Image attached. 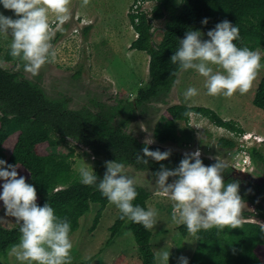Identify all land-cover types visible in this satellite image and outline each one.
I'll list each match as a JSON object with an SVG mask.
<instances>
[{
  "label": "trees",
  "instance_id": "1",
  "mask_svg": "<svg viewBox=\"0 0 264 264\" xmlns=\"http://www.w3.org/2000/svg\"><path fill=\"white\" fill-rule=\"evenodd\" d=\"M147 1L151 0H135L136 6L133 5L128 13L130 24L136 32V38L129 47L148 55V82L145 87L138 88L133 102L119 98L106 110L99 99L93 98L91 102L97 107L95 111L85 107L69 110L65 98L51 99L37 83L25 78L18 70L0 64V148L8 153L6 162L16 164L17 171L22 170L26 175V182L35 186L37 203L42 205L47 201L57 216L70 222V236L79 228L81 218L89 213L90 205L97 204L98 209L90 227V231H93L109 202L94 187L79 182L78 173L74 172L70 161L74 154L72 149L68 154L61 155L49 151L44 153L40 147H56L66 138L72 139L95 156L92 159L93 169L98 178L103 176L102 158L106 161L117 159L125 166L149 170L152 174L159 170L161 164L174 168L183 158V155L174 152H170L169 157L162 161L149 158L148 165L138 163L137 153L143 155L141 149L145 143L139 142L124 128L136 111L145 112L147 103L167 94L175 83L181 71L171 63L170 56L179 46V38L189 29L206 32L215 23L227 19L239 28L240 39L234 41L238 47L246 46L252 50L264 47V0H180L178 5L172 0H153L149 12L143 6ZM9 12L11 15V10ZM204 17L208 18L206 25L200 23ZM162 18L165 21L161 39L155 43L152 22ZM85 28L89 30L90 26ZM3 61L22 70L18 61L9 55L8 49ZM80 73V70L76 71L77 78ZM252 103L264 111V77L257 85ZM189 111L235 136L244 133L232 120H224L209 107L177 103L166 108L162 126L154 130V137L161 143L176 141L177 124L189 123L185 115ZM117 113L124 115V118L118 126L113 127L111 121ZM147 146L153 150L160 149L149 144ZM217 146L233 153L239 149L232 138H220ZM248 152L253 161L264 163V154L256 147L248 148ZM201 159L205 165L215 162ZM226 170L227 167L224 173ZM136 191L138 195L133 203L147 209L146 202L150 195L139 186H136ZM241 191L243 197L249 199V194L242 188ZM125 222L129 221L120 219L118 215L109 227L106 244L118 234ZM177 228L181 237L189 234L184 225ZM18 229L17 223L12 228L0 225V258H7L12 246L19 242ZM129 229L138 247L140 264H157L151 244V230L131 222ZM263 261L264 232L255 223L240 222L236 228L225 226L222 230L212 228L200 231L195 236V247L188 264H263Z\"/></svg>",
  "mask_w": 264,
  "mask_h": 264
},
{
  "label": "clouds",
  "instance_id": "2",
  "mask_svg": "<svg viewBox=\"0 0 264 264\" xmlns=\"http://www.w3.org/2000/svg\"><path fill=\"white\" fill-rule=\"evenodd\" d=\"M83 2L86 4L87 0ZM69 3L70 0H0V8L12 13L5 15L0 11V34L10 36L9 55L32 76L54 60L51 41L55 32L63 31V25L70 19ZM49 13L54 14V22H50ZM200 23L206 25L208 18H202ZM239 39V28L227 19L215 23L206 32L189 29L179 38V46L170 61L182 72L193 70L203 77V87L209 96L244 94L261 67V53L246 46L238 47L234 41ZM198 92L196 87L189 86L182 96L187 102ZM185 115L189 126L201 127L195 122L196 114L189 111ZM151 142L148 140L141 149L143 155L137 153L138 163L148 165L149 158L162 161L169 157L170 150L150 149L147 144ZM104 163L102 178H98L92 166L79 167V182L98 190L118 209L120 219L126 218L145 230L153 229L158 212L154 207L146 209L133 203L138 193L125 164L117 159ZM226 167L218 159L205 165L200 150L196 149L185 153L176 167L161 164L153 172L159 192L171 202L173 223L184 225L193 236L202 230L240 226L239 184L235 181L225 184ZM170 177L173 179L169 180ZM0 206L2 216L14 218L19 225V242L10 249L17 264H73L70 222L57 216L47 201L39 205L35 186L18 173L16 164L7 163L3 158H0ZM261 231L264 232V226ZM169 255L168 250L161 251L158 264H169ZM179 264H188L187 257L181 256Z\"/></svg>",
  "mask_w": 264,
  "mask_h": 264
},
{
  "label": "rangeland",
  "instance_id": "3",
  "mask_svg": "<svg viewBox=\"0 0 264 264\" xmlns=\"http://www.w3.org/2000/svg\"><path fill=\"white\" fill-rule=\"evenodd\" d=\"M172 1L175 5L180 2ZM134 4L135 0H87L86 4L83 0H70V19L63 25V31L55 32L51 41L55 58L51 63H46L38 75L32 76L12 63L3 61L10 42V36L6 37L3 34H0V64L18 70L25 78L37 83L51 99L61 97L68 99L67 109L85 107L95 111L97 107L92 105L93 98L99 99L106 110L116 104L119 98L133 102L138 88L145 87L148 82V55L129 47L136 38V32L128 17ZM153 4V0L145 2L144 9L149 12ZM0 11L10 15L9 10L0 8ZM49 20L54 22V14L49 13ZM164 21L165 18L152 22L155 43L161 39ZM87 25L90 26L89 30L85 28ZM258 51L261 53V67L246 93L236 92L231 97L209 96L203 87V77L193 70L181 71L168 93L147 104L145 112L136 111L124 130L140 139H151L152 129L162 126L166 108L172 104L182 103L209 107L224 120H232L241 127L243 134L253 133L264 138V111L252 103L257 85L264 77V47H260ZM77 70L81 71L78 78ZM189 86L196 87L199 92L186 102L182 93ZM123 118L124 115L117 113L111 122L119 123ZM195 122L201 124V127L178 123L176 141L172 143L187 149L188 146L198 144L205 152L225 153L228 156L231 152L221 150L217 146L219 139L232 138L240 142V136L215 126L203 117L196 116ZM261 140L248 142L244 140L243 143L247 148L256 147L264 154V140L262 142ZM70 149L74 153L70 158L74 172L78 173L77 170L81 166L93 168L90 150L70 138H66L56 147L49 145L40 147L44 153L49 151L61 155L68 154ZM7 157V151L0 148V158L6 161ZM104 171L105 167L103 173ZM126 172L130 175L129 171ZM18 173L26 178L22 170H18ZM144 176L147 177L148 174L135 173L132 176L135 185L146 186L148 183L142 180ZM146 205L147 208L154 207L158 212L157 223L150 229L156 263L158 264L159 253L164 250L170 253L169 264H179L181 256L187 257L189 261L195 247V236L190 234L180 236L177 228L179 225L171 221V202L168 198L154 194L147 200ZM97 209V204H91L89 213L81 218L79 228L71 235L73 264H140L138 247L129 229V222H125L118 234L106 244L109 227L119 215L114 205L110 203L106 205L96 228L90 231ZM3 214V207L0 206V225L5 228L14 227L16 224L14 218L2 216ZM0 264H17V261L9 251L7 258H0Z\"/></svg>",
  "mask_w": 264,
  "mask_h": 264
},
{
  "label": "water",
  "instance_id": "4",
  "mask_svg": "<svg viewBox=\"0 0 264 264\" xmlns=\"http://www.w3.org/2000/svg\"><path fill=\"white\" fill-rule=\"evenodd\" d=\"M67 108H68V106H67ZM69 110H78V109L69 108ZM119 123H120V120H119ZM119 123L111 122V125L113 127H116L119 125ZM130 135L134 136L133 134H130ZM151 135H152L151 139H144V138L140 139L137 136H134V137L139 142H143V143H147L148 140H151L152 142L149 143V145L158 147L161 150H170V152H174L175 154H179V155H184L187 152H191V151H194L196 149H199L200 154H201V158H207V159L212 160V161H215L216 159H218L227 165V170L223 174V178L226 175H230L234 178L241 180L243 183H247L249 180H255V181L259 182L260 184L264 183V163L261 161H254L250 165L242 166V165H239L235 162V159L233 158V156L231 154L227 156L225 153H213V154L208 153V152H205L204 149L202 148V146H200L198 144L197 145L195 144L191 147L188 146V149H187V147L180 146L176 143H175L176 144L175 145L172 142L161 143L154 137V129H152ZM170 143L173 145H171ZM91 154H92V152H91ZM94 157L95 156L92 154V159H94ZM101 160L103 161V168H104L105 167L104 162L106 160H104L103 158ZM126 171H129V174L131 176H133L135 173L136 174L147 173L148 176L147 177L144 176L142 178V180L147 182L148 184L146 186H144V185H142V186L135 185V186H139V187L143 188L150 196L154 195V194L163 195L162 193L159 192L158 185H156V183H155V177L149 170H136L133 166L126 165ZM102 175H103V171H102ZM136 177H137V175H136ZM137 178L140 179L139 177H137ZM250 210H251V207H250L248 201L241 200V213H240V217H239L240 222H251V223H255V224H260L261 222H260L259 218L254 217L252 215H243L244 211L249 212ZM262 225L264 226V222L262 223Z\"/></svg>",
  "mask_w": 264,
  "mask_h": 264
},
{
  "label": "flooded vegetation",
  "instance_id": "5",
  "mask_svg": "<svg viewBox=\"0 0 264 264\" xmlns=\"http://www.w3.org/2000/svg\"><path fill=\"white\" fill-rule=\"evenodd\" d=\"M65 100L67 104L68 99L65 98ZM154 101H151V103H153ZM226 151L231 152L230 150H226ZM250 161L254 162L252 157H250ZM233 181L239 184V193L241 195L242 200L248 201L251 207V210L249 212L244 211L243 215H252L254 217L259 218L261 223L257 225L262 227L263 226L262 223L264 222V183L260 184L255 180H249L247 183H243L241 180L234 178L232 176H227L224 178L225 184ZM241 188L244 189L249 194V199L243 197Z\"/></svg>",
  "mask_w": 264,
  "mask_h": 264
},
{
  "label": "built area",
  "instance_id": "6",
  "mask_svg": "<svg viewBox=\"0 0 264 264\" xmlns=\"http://www.w3.org/2000/svg\"><path fill=\"white\" fill-rule=\"evenodd\" d=\"M136 5H134L135 7ZM136 9V8H134ZM262 139V140H261ZM264 138H260L258 137L256 134L253 133H248V134H242L240 136V142H238L237 140V144L239 145V149H237L236 153L233 155L235 162L239 165H247L250 162V156H249V152H248V148L247 146H245V144L243 143L244 140L245 141H263ZM242 155V157H240ZM237 160V161H236Z\"/></svg>",
  "mask_w": 264,
  "mask_h": 264
}]
</instances>
